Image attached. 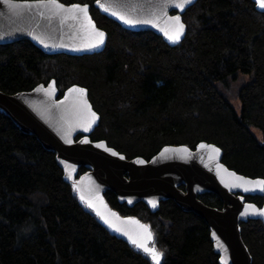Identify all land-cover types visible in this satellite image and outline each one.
Returning <instances> with one entry per match:
<instances>
[{
    "label": "trees",
    "instance_id": "16d2710c",
    "mask_svg": "<svg viewBox=\"0 0 264 264\" xmlns=\"http://www.w3.org/2000/svg\"><path fill=\"white\" fill-rule=\"evenodd\" d=\"M94 1L60 0L90 6L107 34L102 52L47 55L26 40L0 45V91L54 79L61 97L81 86L100 117L91 141H106L126 159L148 161L165 146L193 150L206 142L222 151L229 169L264 179V13L251 0H197L182 15L184 39L170 47L151 32L122 28ZM103 198L120 216L149 226L164 254L160 264H218L203 219L172 200L151 213L143 203L119 204L109 191ZM198 199L222 207L215 195ZM245 201L264 208V195ZM240 228L252 264H264V221ZM0 264L153 262L112 235L63 181L55 155L0 114Z\"/></svg>",
    "mask_w": 264,
    "mask_h": 264
},
{
    "label": "water",
    "instance_id": "95a60500",
    "mask_svg": "<svg viewBox=\"0 0 264 264\" xmlns=\"http://www.w3.org/2000/svg\"><path fill=\"white\" fill-rule=\"evenodd\" d=\"M196 1L192 0L183 10L171 7L168 0H100V4L107 7V12L95 0L93 7L126 30L151 32L162 38L168 46L175 47L186 35L182 15ZM251 1L257 12L264 13L257 0ZM11 4L9 6L0 0V45L26 40L44 54L69 56L98 54L105 48L107 34L97 27L88 4L92 21L97 29L105 33L104 44L93 50L82 48L85 36L79 21L51 16L48 11L37 6V0H11ZM177 15L184 24V34L179 42L173 43L160 29L171 28L168 17ZM120 17L133 23L126 24ZM73 87L85 89L72 85L60 97L56 81L52 79L48 84H39L29 91L14 94L0 91V114L9 118L22 133L34 136L45 150L55 155V161L63 172V181L74 188L79 201L87 206L100 223L124 243L134 246L127 236L109 228L85 200L91 198L103 213H115L119 219L111 217L113 222L128 229H134L135 226L124 222L137 219L122 217L112 210L103 198L107 191L116 196L119 204L132 208L143 203L151 213L158 211L160 202L172 200L182 211L203 219L218 264H252L251 255L241 238L240 224L248 220L264 221V216L255 214L247 206L254 205L258 210L264 208L245 201V196L262 197L264 193L258 190L245 192L242 187L234 186L238 182L230 173L250 181L264 179L250 178L229 169L221 161V150L217 155L211 148L200 147L204 144L218 148L206 142L198 143L193 150L184 145L165 146L148 161L141 157L128 160L109 147L106 141H91L90 135L98 126L100 117L93 110L86 89L81 103H76L72 98L65 100L68 90ZM50 92L54 94L49 95ZM89 109L97 117L90 125ZM78 136L80 138L77 139ZM81 168L85 171L79 173ZM248 187L251 189L254 185ZM81 194L85 200H81ZM204 194L217 196L222 207L218 209L204 204L198 199Z\"/></svg>",
    "mask_w": 264,
    "mask_h": 264
},
{
    "label": "snow or ice",
    "instance_id": "6c2138e0",
    "mask_svg": "<svg viewBox=\"0 0 264 264\" xmlns=\"http://www.w3.org/2000/svg\"><path fill=\"white\" fill-rule=\"evenodd\" d=\"M259 7L261 9H264V0H257ZM5 4H8L9 6H12L11 0H4ZM97 3L100 4V0H97ZM192 0H168V4L171 7L174 8H180L183 10L187 5L191 4ZM37 6L39 8L45 9L50 13L51 16H59L61 19H72L77 20L80 22V27L84 32L85 41L82 44V48L93 50L99 48L101 45L105 42V33L103 31H100L97 29L95 23L92 21V18L89 15V9L86 4H78L74 3L71 5H65L60 2V0H37ZM100 7L103 8L105 12L108 11L107 7H105L103 4H100ZM43 15V13H41ZM115 15V13H113ZM124 23L126 24H132L133 21H130L124 17H120ZM168 21L171 23L172 27L168 28H161L160 30L164 32L165 36L168 37L170 41L173 43L179 42L180 37L184 34V24L181 22L180 16H173L168 17ZM144 23H151V21H144ZM47 46V45H45ZM80 50V49H76ZM53 89L55 87V82H53L52 85ZM85 89L83 88H77L73 87L68 90V95L65 96V100H69V98H72L76 103H81L82 98L85 95ZM54 94L53 92H50L49 95ZM73 94H78L76 96H73ZM84 107H88L86 104ZM90 117L91 119L88 121V124L95 122L96 114L94 112H91L89 109ZM85 130L87 131L88 128L85 127ZM87 142V141H85ZM71 143V141H69ZM201 148H211L212 152L215 154H219L220 149L215 148L214 146L209 145H200ZM165 151H168L167 149ZM184 151H187L186 149ZM115 155V153H113ZM227 171V170H225ZM232 177L235 178V180L238 182L234 186L236 187H242L245 192L248 191H260L264 193V180H256V181H250L246 180L244 177L236 176L235 173H230ZM248 185H254L253 188H249ZM81 200H85V197L83 194H81ZM88 207L93 208L96 210V214L100 216L104 223L108 225L109 228H112L116 232H120L122 235H125L128 237L129 241L139 250H142L144 254L149 256L153 262V264H160L161 259L163 258V252L159 251L154 243V234L152 233L149 226L141 224L139 221L130 219L124 223L134 225V229H128L123 228L120 226H117L116 223L113 222V219L111 217H115L116 219H119V217H116L115 213H103L100 211L99 207L93 202L91 198L85 200ZM155 206V204H153ZM248 209H252L255 214L264 216V210H258L255 209L254 205L249 204L247 206ZM247 214V212L245 213ZM152 245L151 247L149 245Z\"/></svg>",
    "mask_w": 264,
    "mask_h": 264
},
{
    "label": "rangeland",
    "instance_id": "374dc122",
    "mask_svg": "<svg viewBox=\"0 0 264 264\" xmlns=\"http://www.w3.org/2000/svg\"><path fill=\"white\" fill-rule=\"evenodd\" d=\"M238 103L236 102V101H233L232 102V105L235 107V109H237V111L239 110V108H238V105H237ZM258 137L260 138L261 136H260V134L258 135ZM150 247H151V244L149 245Z\"/></svg>",
    "mask_w": 264,
    "mask_h": 264
}]
</instances>
